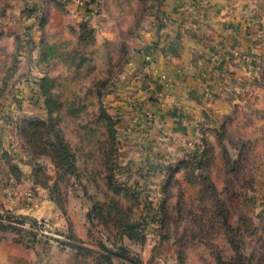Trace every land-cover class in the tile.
I'll return each instance as SVG.
<instances>
[{"label":"rangeland","instance_id":"rangeland-1","mask_svg":"<svg viewBox=\"0 0 264 264\" xmlns=\"http://www.w3.org/2000/svg\"><path fill=\"white\" fill-rule=\"evenodd\" d=\"M33 3L0 0V144L14 148L0 169L30 170L33 197L59 210L0 218L99 264H264V0L228 110L162 176L125 141L112 97L150 0L98 1L96 17L60 3L33 16Z\"/></svg>","mask_w":264,"mask_h":264},{"label":"crops","instance_id":"crops-1","mask_svg":"<svg viewBox=\"0 0 264 264\" xmlns=\"http://www.w3.org/2000/svg\"><path fill=\"white\" fill-rule=\"evenodd\" d=\"M28 1L37 9L33 16L42 6L60 3L68 15L96 17L95 11L103 7L98 1L104 0H91L88 14L76 0ZM257 1L150 0L147 19L112 97L118 100L115 108L125 141L138 148L139 161L145 159L156 176L165 171L160 163L180 159L188 146L196 147L204 130L228 110L237 91L236 72L244 66V54L253 42ZM37 29L28 31L35 42L40 37ZM10 141L2 138L0 151L3 147L12 151ZM34 187L39 186L30 170L23 169L16 177L0 169V214L56 217L59 209L49 198L33 197ZM11 224L0 218V264H99L83 243L65 245L20 232Z\"/></svg>","mask_w":264,"mask_h":264},{"label":"built area","instance_id":"built-area-1","mask_svg":"<svg viewBox=\"0 0 264 264\" xmlns=\"http://www.w3.org/2000/svg\"><path fill=\"white\" fill-rule=\"evenodd\" d=\"M91 0H76L77 4L80 6V8L86 12L88 10V4Z\"/></svg>","mask_w":264,"mask_h":264},{"label":"trees","instance_id":"trees-1","mask_svg":"<svg viewBox=\"0 0 264 264\" xmlns=\"http://www.w3.org/2000/svg\"><path fill=\"white\" fill-rule=\"evenodd\" d=\"M90 9H88V11H89Z\"/></svg>","mask_w":264,"mask_h":264}]
</instances>
